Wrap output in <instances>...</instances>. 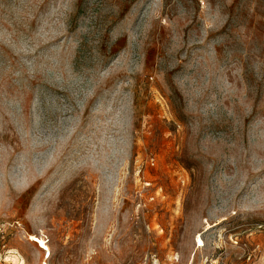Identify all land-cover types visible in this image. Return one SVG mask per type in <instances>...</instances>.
Listing matches in <instances>:
<instances>
[{
	"label": "rangeland",
	"instance_id": "obj_1",
	"mask_svg": "<svg viewBox=\"0 0 264 264\" xmlns=\"http://www.w3.org/2000/svg\"><path fill=\"white\" fill-rule=\"evenodd\" d=\"M0 264H264V0H0Z\"/></svg>",
	"mask_w": 264,
	"mask_h": 264
},
{
	"label": "bare ground",
	"instance_id": "obj_2",
	"mask_svg": "<svg viewBox=\"0 0 264 264\" xmlns=\"http://www.w3.org/2000/svg\"><path fill=\"white\" fill-rule=\"evenodd\" d=\"M212 227V225L211 224H208L207 225V228H206V230H209L210 228ZM201 236H199L198 237V239H197V244H201V245H203V241H202V234L201 233H199ZM32 240H37V238L36 237H34ZM41 242V241H40Z\"/></svg>",
	"mask_w": 264,
	"mask_h": 264
}]
</instances>
